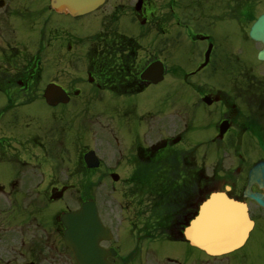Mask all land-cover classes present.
<instances>
[{"label":"flooded vegetation","instance_id":"af4514ba","mask_svg":"<svg viewBox=\"0 0 264 264\" xmlns=\"http://www.w3.org/2000/svg\"><path fill=\"white\" fill-rule=\"evenodd\" d=\"M260 16L264 0H105L82 16L0 0V264H77L60 217L90 200L112 264H250L264 234V183L250 180L264 161ZM211 191L253 224L221 256L185 239Z\"/></svg>","mask_w":264,"mask_h":264},{"label":"water","instance_id":"95a60500","mask_svg":"<svg viewBox=\"0 0 264 264\" xmlns=\"http://www.w3.org/2000/svg\"><path fill=\"white\" fill-rule=\"evenodd\" d=\"M102 2L103 0H51V5L57 11L83 14L92 11ZM263 30L264 16H261L252 27L251 37L260 40ZM261 55L262 53L259 56ZM252 180L264 182V162L254 167ZM220 197L223 196L211 195L212 199ZM62 220L66 227V244L74 249L79 264H110L105 260L109 253L99 246L101 240L108 238V232L102 226L93 203H85L80 209L64 214ZM198 227L202 236L196 239L188 233L191 242L208 253L219 254L241 245L247 235L249 222L240 207L210 202L202 209Z\"/></svg>","mask_w":264,"mask_h":264},{"label":"rangeland","instance_id":"374dc122","mask_svg":"<svg viewBox=\"0 0 264 264\" xmlns=\"http://www.w3.org/2000/svg\"><path fill=\"white\" fill-rule=\"evenodd\" d=\"M143 101H148L149 99L145 98L142 99ZM124 228V224H121V226L118 228V235L122 234V230ZM255 239L253 243L248 248V255L250 258V264H264V234L262 231H258L254 234ZM123 243V250H127L128 247L132 243L131 235L129 233L125 234L124 237H121ZM153 246L158 252H168L174 254L173 245L162 241L159 245Z\"/></svg>","mask_w":264,"mask_h":264},{"label":"snow or ice","instance_id":"6c2138e0","mask_svg":"<svg viewBox=\"0 0 264 264\" xmlns=\"http://www.w3.org/2000/svg\"><path fill=\"white\" fill-rule=\"evenodd\" d=\"M155 71H156L155 69H149L147 74L152 75L155 73ZM51 91L53 96L57 95V91H58L57 89L53 88Z\"/></svg>","mask_w":264,"mask_h":264}]
</instances>
